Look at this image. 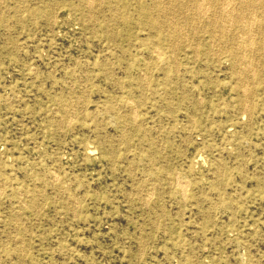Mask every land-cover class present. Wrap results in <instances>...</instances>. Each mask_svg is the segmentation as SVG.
<instances>
[{"label":"rangeland","instance_id":"obj_1","mask_svg":"<svg viewBox=\"0 0 264 264\" xmlns=\"http://www.w3.org/2000/svg\"><path fill=\"white\" fill-rule=\"evenodd\" d=\"M187 1L0 0V264H264V0Z\"/></svg>","mask_w":264,"mask_h":264},{"label":"bare ground","instance_id":"obj_2","mask_svg":"<svg viewBox=\"0 0 264 264\" xmlns=\"http://www.w3.org/2000/svg\"><path fill=\"white\" fill-rule=\"evenodd\" d=\"M174 1H175V2L177 1V2H178V0H174ZM182 1H183V0H182ZM189 1H190V0H189ZM189 1H187V2H189ZM197 1H198V0H197ZM199 1H200V0H199ZM209 1H210V2H209ZM209 1H206V2H209V5H210V4L212 3V2H211L212 0H209ZM217 1H218V0H216V2H217ZM220 1L223 2V0H220ZM220 1H219V2H220ZM244 1H246V0H244ZM247 1H248V0H247ZM247 1H246V2H247ZM256 1H257V0H256ZM195 2H196V0H195ZM213 2H214V0H213ZM240 2H241V0H240ZM240 2H239V3H240ZM251 2H252L251 0H250V3H249V1H248L249 4H251ZM254 2H255V0H254ZM258 2H259V1H258ZM258 2H257V3H258ZM184 3H185V2H184ZM198 3H199V2H198ZM198 3H197V4H198ZM224 3H226V2L224 1ZM233 3H234V2H233ZM165 4H166V3H165ZM170 4H171V3H170ZM188 4H189V3H188ZM188 4H187V5H188ZM193 4H194V3H193ZM195 4H196V3H195ZM221 4H222V3H221ZM229 4H230V3H229ZM229 4H228V5H229ZM235 4H236V3H234V5H235ZM252 4H253V3H252ZM254 4H256V3H254ZM254 4H253L252 6H254ZM261 4H263V3H261ZM166 5H167V4H166ZM174 5H175V4H174ZM207 5H208V4H207ZM211 5H212V4H211ZM215 5H216V4H215ZM225 5H227V3H226ZM228 5H227V6H228ZM243 5H245V2L243 3ZM263 5H264V4H263ZM163 6H165V5H163ZM194 6H195V5H194ZM199 6H201V5H199ZM216 6H217V5H216ZM227 6H225V7H227ZM237 6H238V5H237ZM237 6H236V7H237ZM246 6H248V5H246ZM246 6H244V7H246ZM190 7H191V6H190ZM195 7H196V6H195ZM211 7H212V6H211ZM214 7H215V6H214ZM214 7H213V8H214ZM220 7H221V6H220ZM225 7H224V5H223V8H225ZM233 7H234V6H233ZM233 7L231 6L230 9H234V8H235V7H234V8H233ZM242 7H243V6H241V8H242ZM254 7H255V6H254ZM259 7H262V5L259 6ZM166 8H167V7H166ZM173 8H174V7H173ZM173 8H172V9H173ZM187 8H188V7H187ZM196 8H197V7H196ZM198 8H199V7H198ZM203 8H204V5H203ZM223 8H221L222 11H223ZM257 8H258V7H257ZM263 8H264V7H263ZM170 9H171V8H170ZM194 9H195V8H194ZM225 9H226V8H225ZM244 9H245V8H244ZM244 9H242V10H244ZM252 9H253V8H252ZM254 9H256V7H255ZM254 9H253V12H254ZM197 10H198V9H197ZM212 10H213V11H214V10L217 11V10H219V9H212ZM246 10H247V7H246ZM249 10H250V8H249ZM185 11H186V10H185ZM194 11H195V10H194ZM194 11H193V12H194ZM203 11H204V10H203ZM203 11H201V12L203 13ZM227 11H229V9H228ZM230 11H231V10H230ZM233 11L235 12V9H234ZM244 11H245V10H244ZM256 11H257V10H256ZM259 11H264V10H262V9L260 8ZM259 11H258V13H259ZM180 12H181V11H180ZM201 12H200V13H201ZM218 12H220V11H218ZM237 12L241 13V12L238 11V10H237ZM247 12H248V11H247ZM159 13H160V12H159ZM162 13H164V11H163ZM195 13H196V11H195ZM222 13H223V12H222ZM226 13H227V12H226ZM226 13H225V14H226ZM228 13H229V12H228ZM228 13H227V14H228ZM239 13H238V14H239ZM244 13H245V12H244ZM244 13L242 14L243 17H244V15H245ZM250 13H251V12H250ZM250 13H249V14H250ZM262 13H263V12H262ZM160 14H161V13H160ZM185 14H186V12H185ZM185 14H184V16H185ZM196 14H197V13H196ZM196 14H195V15H196ZM227 14H226V15H227ZM230 14H231V13H230ZM230 14H229V15H230ZM238 14H237V16H238ZM247 14H248V13H247ZM182 15H183V13H182ZM202 15H203V14H202ZM202 15H200V16H202ZM226 15H223V16L226 17ZM232 15H234V14H232ZM239 15H240V14H239ZM250 15H251V14H250ZM260 15H261V12H260ZM200 16H199V17H200ZM214 16H215V15H214ZM262 16H264V15H262ZM181 17H182V16H181ZM240 17H241V16H240ZM240 17L238 16V19H239ZM245 17H247V15H245ZM259 17H261V16H259ZM259 17H258V18H259ZM200 18H201V17H200ZM209 18H210V17H208V19H209ZM221 18H224V17H221ZM226 18H227V17H226ZM231 18H233V16H232V17H229V21H230ZM247 18H248V17H247ZM258 18H257V19H258ZM262 18H263V17H262ZM262 18H259V19L262 20ZM201 19H202V18H201ZM233 19H234V18H233ZM236 19H237V17H236ZM250 19H252V18H250ZM250 19H249V21L251 22ZM214 20H215V19H213V21H214ZM222 20H223V22H224V19H222ZM226 20H227V19H225V21H226ZM241 20H243V18H242ZM252 20H253V19H252ZM172 21H173V20H172ZM174 21H175V20H174ZM219 21H220V20H219ZM236 21H237V20H236ZM254 21H255V20H254ZM257 21L259 22V20H257ZM214 22H215V21H214ZM252 22H253V21H252ZM262 22H263V21H262ZM150 23H151L153 26L156 27V25H157L158 22H157V21H150ZM221 23H222V22H221ZM224 23H225V22H224ZM234 23H235V22H233V24H234ZM241 23H242V22H241ZM243 23H244V21H243ZM243 23H242V24H243ZM247 23H249V22H247ZM256 23H257V22H256ZM193 24H194V23H193ZM216 24H217V23H216ZM222 24H223V23H222ZM228 24H229V23H228ZM236 24H237V23H236ZM242 24H240V25H242ZM252 24H253V23H252ZM257 24H258V23H257ZM262 24H263V23H262ZM262 24H261V26H262ZM170 25H172V24L170 23ZM174 25H175V24H174ZM223 25H224V24H223ZM234 25H235V24H234ZM237 25H239V24H237ZM249 25H251V24L249 23ZM160 26H161V25H160ZM226 26H227V24H226ZM228 26H229V25H228ZM251 26H252V25H251ZM251 26H250V27H251ZM253 26H254V25H253ZM258 26H259V25H258ZM157 27H158V26H157ZM172 27H173V26H172ZM194 27H195V24H194ZM221 27H222V26H221ZM232 27H233V26H232ZM238 27H239V26H238ZM218 28H219V27H218ZM226 28H227V27H226ZM240 28H241V27H240ZM244 28H245V27H244ZM247 28H248V26H247ZM171 29H172V28H171ZM227 29H228V28H227ZM229 29H230V28H229ZM241 29H243V28H241ZM248 29H250V28H248ZM166 30H167V29H166ZM223 30H224V29H223ZM177 31H178V30H177ZM248 31H250V30H248ZM223 32H224V31H223ZM226 32H228V30H227ZM237 32H239V31H237ZM246 32H247V30H246ZM177 33H178V32H177ZM221 33H222V32H221ZM239 33H240V32H239ZM241 33H242V30H241ZM241 33H240V36H241ZM248 33L250 34V32H248ZM243 34H246V33H243ZM243 34H242V35H243ZM251 34H252V33H251ZM178 35H179V34H178ZM236 35H237V33H236ZM178 37H179V36H178ZM233 37L238 38L237 36H233ZM243 37H245V36H243ZM243 37H241V38H243ZM246 37H247V35H246ZM248 37H249V36H248ZM176 39H177V37H176ZM243 39H244V38H243ZM235 41H236V40H235ZM237 41H238V39H237ZM249 42H250V40H249ZM262 42H263V41H262ZM238 43H239V42H238ZM246 43H248V42H246ZM240 44H241V43H240ZM242 44H243V43H242ZM242 44H241V45H242ZM262 44L264 45V43H262ZM263 45H261V46L263 47ZM238 46H239V44H238ZM243 47H244V46H243ZM236 48H237V47H236ZM263 48H264V47H263ZM241 50H243L242 47H241ZM247 50H248V49H247ZM236 51H237V50H236ZM241 58H242V57H241ZM237 61H238V60H237ZM242 61H243V60H242ZM238 63H240V60H239ZM236 64H237V63H236ZM240 64H241V63H240ZM244 66H245V65H244ZM247 66H248V65H247ZM241 85H243V84H241ZM239 87H241V86H239ZM182 188H183V187H182ZM182 188H181V189H182ZM182 190H183V189H182Z\"/></svg>","mask_w":264,"mask_h":264}]
</instances>
